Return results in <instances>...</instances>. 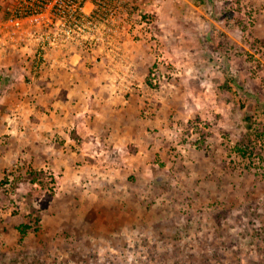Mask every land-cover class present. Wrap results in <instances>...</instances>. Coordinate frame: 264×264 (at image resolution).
<instances>
[{
    "label": "rangeland",
    "instance_id": "rangeland-1",
    "mask_svg": "<svg viewBox=\"0 0 264 264\" xmlns=\"http://www.w3.org/2000/svg\"><path fill=\"white\" fill-rule=\"evenodd\" d=\"M15 2L0 264H264V0H119L70 37Z\"/></svg>",
    "mask_w": 264,
    "mask_h": 264
},
{
    "label": "built area",
    "instance_id": "built-area-1",
    "mask_svg": "<svg viewBox=\"0 0 264 264\" xmlns=\"http://www.w3.org/2000/svg\"><path fill=\"white\" fill-rule=\"evenodd\" d=\"M119 0H16L13 14L19 18L44 19L49 23V29L55 36H74L82 31L84 22H99L108 14L116 12L114 7ZM102 7L101 9L99 7ZM87 5L93 6V11L86 14ZM97 11L96 15H93ZM114 10V11H112Z\"/></svg>",
    "mask_w": 264,
    "mask_h": 264
},
{
    "label": "trees",
    "instance_id": "trees-1",
    "mask_svg": "<svg viewBox=\"0 0 264 264\" xmlns=\"http://www.w3.org/2000/svg\"><path fill=\"white\" fill-rule=\"evenodd\" d=\"M99 7H100V4H99ZM102 7H100V8H98V9H101ZM97 11L98 10H96L95 12H94V14L93 15H96L97 14ZM241 146H238L237 148H236V150L238 151V153L241 155V156H246L247 154H248V151H252L251 150V145H252V143L250 142V147L247 145V144H245L244 142H241V144H240ZM31 228V226L29 225V224H23V225H20L19 226V228H18V231L20 232V234L22 235V238L26 235V233H27V231L29 230Z\"/></svg>",
    "mask_w": 264,
    "mask_h": 264
}]
</instances>
